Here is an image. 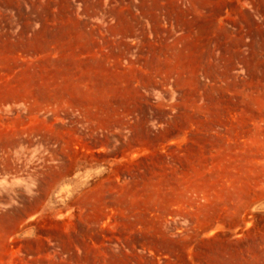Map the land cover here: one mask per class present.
I'll return each instance as SVG.
<instances>
[{
  "label": "rangeland",
  "instance_id": "1",
  "mask_svg": "<svg viewBox=\"0 0 264 264\" xmlns=\"http://www.w3.org/2000/svg\"><path fill=\"white\" fill-rule=\"evenodd\" d=\"M263 107L264 0H0V264H264Z\"/></svg>",
  "mask_w": 264,
  "mask_h": 264
},
{
  "label": "crops",
  "instance_id": "2",
  "mask_svg": "<svg viewBox=\"0 0 264 264\" xmlns=\"http://www.w3.org/2000/svg\"><path fill=\"white\" fill-rule=\"evenodd\" d=\"M264 108V107H263ZM239 134H237L238 136ZM233 136V134H231ZM264 138V133H262ZM264 147V141L261 142ZM257 153H251L250 156L243 157L244 163L242 164H229V167H234L236 171V176L229 177V183H235L245 187L238 194L237 199L246 200L245 207L237 208L236 213L242 215L243 212L246 215L250 212H259V216L264 222V148L259 154V149ZM223 164V163H221ZM257 174H262L261 180L258 182L252 181V176ZM256 183V184H255ZM254 185H258L255 189ZM261 185V188H259ZM249 186V187H248ZM254 215V214H253ZM192 231L188 230L187 235H183L182 245V264H232L231 260L225 255L221 262H211L206 258V254L211 250H222L227 248L232 251L235 256L238 254L239 240L237 236L238 224L228 223L219 225H196ZM224 233H230L229 236L222 235ZM245 248L248 249V243H245ZM150 247H156L151 245ZM252 248V244H250ZM228 254V253H227ZM237 258L233 260V264H238ZM230 260V263H229Z\"/></svg>",
  "mask_w": 264,
  "mask_h": 264
},
{
  "label": "bare ground",
  "instance_id": "3",
  "mask_svg": "<svg viewBox=\"0 0 264 264\" xmlns=\"http://www.w3.org/2000/svg\"><path fill=\"white\" fill-rule=\"evenodd\" d=\"M201 9H205V8H204V7H201ZM215 15H216V12H215ZM209 32H210L209 29H205V28H203V29L201 30L200 36H199L198 38H201V37H203V36L209 34ZM197 45H198V44H197ZM188 50H190V47H188Z\"/></svg>",
  "mask_w": 264,
  "mask_h": 264
}]
</instances>
